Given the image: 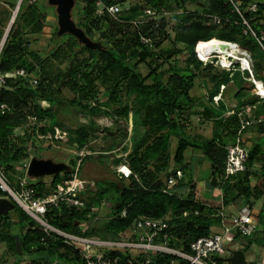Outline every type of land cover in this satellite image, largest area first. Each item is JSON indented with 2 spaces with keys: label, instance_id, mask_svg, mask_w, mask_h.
I'll use <instances>...</instances> for the list:
<instances>
[{
  "label": "trees",
  "instance_id": "trees-1",
  "mask_svg": "<svg viewBox=\"0 0 264 264\" xmlns=\"http://www.w3.org/2000/svg\"><path fill=\"white\" fill-rule=\"evenodd\" d=\"M82 1L85 3V7L83 18L78 25L84 29L86 34H89V32L97 27L99 29L107 24V22L109 26L103 32L107 40L100 42V46L98 47H90L81 42L72 41L74 45L80 46L90 52L92 56V62L90 63L86 62L84 65L76 63V56H72V53L65 51H56L54 53V58L59 59L62 57L61 63L65 60L68 62L66 70L63 71L60 69L59 75L64 79L63 84L69 86L77 94L72 103L84 105L83 101L85 100L94 101L95 105L90 108L92 112H100L102 106L116 105L115 113L127 117L132 108L130 103L124 102L121 95V88L123 82L128 81L130 88L126 99L130 95L135 94V98L132 101L135 104L136 110L132 112L136 117L138 115L140 116V119L136 121L137 126L148 128L157 134L151 140H148L145 136L143 137L144 134L141 132L139 139H135V141L133 139L134 145L132 149L128 151L129 148L126 145V151L128 152L127 160L132 171L138 175V179L134 177L121 179L120 184L115 186L116 197L114 202L115 204L117 202L121 204L116 210L113 207L112 211L113 213H117L123 207H127V216L109 219L92 230L87 231V233L98 234L104 238H117L119 237V233L130 227L138 216L162 217L169 220L173 240L177 241V245H183L188 248L191 241L212 232V226L216 222V219L220 217V215L214 216L216 215L215 212L219 211L222 206L228 204L230 201L229 194L231 192H237L235 197L246 196L247 198L250 196L257 198L264 194V190L258 186H252L250 182V176L254 172L252 170L253 163L258 160L264 162V139L263 143H257L250 148L247 170L226 176L225 163L228 144L226 145L224 143L221 133L215 130L211 138L202 140L197 137L191 139L185 134L190 127L191 113L188 111L191 110V107L197 101L195 96L190 95V89L194 86L195 79L203 72L201 71L203 64L206 66L203 69L213 67V63L206 62L209 61L208 59L197 56L194 47L198 45L201 48L204 43L213 38L239 42L242 47L249 50L251 56L253 54L256 60V66L253 67L255 68V76L263 80V82L264 48L262 49L254 39H248L241 35L242 25L236 22L238 16L232 13L231 4L228 0H200L202 5L211 6L222 17L223 25L220 28H216V25L213 24L212 26L206 25L204 23V18L206 17L199 14L188 13L178 17L181 20L190 21L186 26L179 25L174 28L176 30L175 40L186 43L187 54L185 55V60L188 64L187 67L177 68V66H172L168 70L170 71L168 78L164 80L163 77L166 71L159 70L160 66L158 64H155V66L150 64L151 71L149 75L145 76L137 70V64L133 65L129 63V57L126 52L130 51L132 53L131 56L138 55L140 61H143L146 58L161 55L163 53L162 51H167L165 50L167 47H162L154 35H152L156 30L162 31L165 29L164 19L158 29H153L151 34L145 33L148 30L146 28L143 32L138 30L131 32V34L123 32L121 36L123 38L119 39L114 35V32H122V28L119 27L125 25L124 21L126 18L106 14L103 17L97 18L94 14L96 0ZM104 1L108 2V0ZM122 1L123 3L125 2V0ZM149 1L153 2L154 7L159 4H169V0ZM258 3L259 9L257 11L256 22H253V24L257 30H264V0H259ZM142 15L139 14L140 17ZM194 15H197V19L194 18ZM1 16L2 12L0 9V41L4 36L5 26L7 25ZM47 16V11L38 0H22L14 23L0 53L1 72L12 71L23 67L38 78V83L36 84L32 82L29 76L7 78L5 84L0 89V101L6 103L11 111L7 114H0V165L13 171V173L15 171L18 172L16 170V163L24 149V145L11 140L8 136L14 125L27 121L25 114L36 116L38 120L46 119L50 123V129L51 126L54 129L55 125L60 124L54 110L59 100L53 98L50 95V89H47L50 81L52 82L57 76L56 74L54 75L51 69L45 71L47 59H43L37 52L28 49L27 43H29L30 39L18 27L21 23L22 25L25 24V26L32 25L33 27L35 26L34 31L40 32L46 26L45 21ZM152 26L154 25L152 24ZM57 31L58 27H56L55 35ZM142 34L150 35L155 39L156 50L148 48L141 42L140 38ZM66 35L69 34L67 33ZM130 35L132 36L126 38ZM73 36L71 34L69 35L71 39H74L75 36ZM113 37L117 38H115V43L109 44L108 40ZM125 38L127 40L126 44L123 43L124 45H121V41L125 40ZM67 55L68 57H66ZM27 56H33L36 59L35 62H28L26 60ZM150 62H155V59H150ZM99 63L102 64L100 65ZM41 69H44V71H41ZM223 69H225L222 70L223 74L213 72L208 74L216 84L208 94V99L211 102H213V97L217 94V90L221 84L234 81V83H239L242 86L244 82L243 79L245 76L241 70L234 69L235 74H233V70ZM150 76L152 77V81L148 83L147 78ZM98 80L102 84H105L103 92L96 88ZM102 96L106 97L107 101H101ZM236 97L238 98V103H240L238 105L239 108L246 104H251L255 108L260 100L256 92L254 94H248L245 87H239ZM43 100L50 101L51 105L47 107L43 106L41 104ZM224 111L225 104L223 102L220 108H216L208 102V106L204 107L203 112L207 118L217 117V126H222V131L226 130L228 134L230 133L234 141L240 125V119L237 113L226 114ZM258 125L264 132V101L263 121L259 122ZM216 128L218 129L219 127ZM23 133L26 134L27 132ZM175 133H180V137L178 138L177 149L173 156L174 162L179 167H182L184 163V152L188 146L202 149L211 164H213V167H211V183L214 187L223 190L222 200L216 198L207 199L192 189L187 193L178 190L177 194L174 195L162 191L167 177L171 174L169 170V148L171 135ZM22 137L19 136V138ZM182 170L184 173L186 172V170ZM68 173L69 171L67 170L63 174L59 173L54 175L51 183L52 186L66 184L68 182L66 178ZM164 175L167 177L163 179ZM9 177L11 184L14 185L13 187H16L12 182V173ZM43 179L44 177L36 178V182L32 185L44 190L46 183ZM124 180H129V184H125ZM191 182L192 180L189 177L188 182L187 180H182L179 186H189L188 183L191 184ZM107 190L109 188L106 189L105 186V188H101L95 197L90 198L87 209L84 212L89 211L92 205L99 203ZM1 195L5 194L0 191ZM195 210L198 211V214H195ZM14 211H16L19 217L18 222H21L20 231L12 232L11 227L13 222L11 221V213L7 216H0L2 231L0 241L8 242V246L16 257V264H19L25 258L29 260L57 259L58 264H65L60 261V257H68L72 249L66 248V252L59 253L57 249L62 244L53 242L50 237H46L48 246L39 245L35 249H29L26 246L28 240H35L41 237L43 233L29 227L28 230H25L27 226L33 225L34 222L17 204ZM186 212L187 214H185ZM47 217L50 223L55 226L76 233L82 232L75 224V221L84 217V214L77 208L73 209V212H70L66 207L59 210L50 209ZM24 221L26 223H23ZM253 237L254 233L248 236H237V241L241 246L240 248L244 252L253 243ZM75 256L77 255L75 254ZM75 259H78V257ZM164 262L162 258L158 261V264H165ZM248 264L257 263L255 261H249Z\"/></svg>",
  "mask_w": 264,
  "mask_h": 264
},
{
  "label": "rangeland",
  "instance_id": "rangeland-1",
  "mask_svg": "<svg viewBox=\"0 0 264 264\" xmlns=\"http://www.w3.org/2000/svg\"><path fill=\"white\" fill-rule=\"evenodd\" d=\"M18 1L19 0H17L14 4H5L2 3V0H0V9L2 12L1 17L3 18L4 22L7 23L5 26V31L9 25ZM48 1L49 0H38V2L48 13L45 21L46 26L43 27L42 31L36 32L34 31L35 26H25V24L22 25V23L18 27L21 28L24 33H26V37L30 39L29 43H27L28 49L37 52L43 59H47L45 71H49L51 69L54 72V75L56 74V76L59 77L54 78L55 80L53 79L52 82L50 81V85H47V89H50V95L53 96V98L59 100V103H57L54 110L60 124L55 125L54 129L51 126L50 129V123L46 119L38 120L36 116L25 114L27 121L24 123L22 122L21 124H16L13 128L11 127L12 129L8 134L11 140L24 145L22 155L17 160L16 164H21V162L36 156L38 158H51L54 161H64L70 165L71 169V167H74L77 161L81 159L79 165V177L81 180V187L83 189L82 195H85L84 193H87L90 188L96 186L97 191L93 195V197H95L101 188H105L106 186V189L109 188V190H107L103 196L106 195V197L109 199L114 200L116 197L115 186L120 184L121 181L117 167L123 160L122 155L128 153L126 151L127 146L129 148L128 151L132 149L135 139L137 140L140 138L141 132L144 134L143 137L145 136L148 140H151L157 134L148 128H141L137 126L136 121L137 119H140V116L138 115V117H136V115L132 112L133 110H136L135 104L132 101L135 98V94L130 95L129 98L126 99L130 88L128 81L123 82L121 88V95L124 102H127L128 104L130 103L132 108L127 117L115 113L114 110L116 109V105L111 104L109 106H102L100 112H92L90 108L95 105L94 101L85 100L83 101L84 105L72 103L77 94L69 86H65L63 84L64 79L59 75L60 69L63 71L66 70L68 62L65 60L61 63L62 57L59 59L54 58V53L56 51L72 53V56H76L75 62L81 65H84L86 62H92V56L88 50L74 45L72 42L73 40L78 43L80 42L77 37L71 35L74 37V39H71L69 37L70 34H62L59 36L55 35L56 27H58L57 11L55 6L48 4ZM123 6L124 11L122 14H118L117 17L121 16L126 18V20L124 21L125 25L119 27L122 28V32H114V35H116L117 38H123L121 37L123 32L131 34V32L137 30L143 32V30L147 28L148 30L145 33L151 34L153 29H158L159 26H152V23L150 22L140 24L141 17L139 14H143L146 8L154 7L153 2L149 0H125ZM84 7L85 3L82 0L76 1L72 13L73 19L77 22V24L83 18ZM155 7L158 8L157 14L160 16V24L162 23L163 19L165 21V29L162 31L156 30L152 35H154L162 47H167V49H165L167 51H162L163 53L161 55L152 57L155 59V62L150 63L149 61L152 59L150 57L140 61V57H138V55L131 56L132 53L130 51H127L126 54L129 57V63L133 65L137 64V70L145 76L149 75V72L151 71L150 64H152V66L158 64V66H160L159 70L166 71L163 77V79L166 80L170 72L168 70L172 66H177V68H186L188 65L187 61L185 60V55L187 54L186 43L175 40L176 30L174 28L175 26L178 27L179 25L186 26L190 23V21H186L184 19L181 20L178 17L188 13L203 15L207 18H204V23L206 25L212 26L211 18L213 15H218V13L215 12L211 6L202 5L200 0H169L168 5L159 4ZM194 18L197 19V15H194ZM108 24L109 23L107 22V24L103 26L101 25L102 27L99 29L98 27L93 29L87 35L95 43L99 44L100 42H105L107 37L103 35V32L106 31L107 27L109 26ZM216 28H220V26H216ZM131 36L132 35L126 38ZM113 38L108 40L109 44L115 43L114 41L116 37ZM126 38L125 40L121 41V45L126 44ZM196 47L197 46L194 47L195 51ZM66 57H68V55ZM26 58L28 62H35L36 60L33 56H27ZM211 59H209V61ZM218 59L219 58L213 59V67L210 69H203L206 67L203 64L201 71H203L205 74H209L210 72L223 74L222 70H225L223 68L226 67L221 63L220 59L219 61ZM252 59L253 67H255L256 60L254 56ZM99 64L101 65L102 63ZM239 66L240 65L236 63L235 65L226 69L229 71L233 70L232 73L235 74V70L238 69ZM254 69L255 68H253V71ZM41 71H44V69H41ZM232 73L231 76L233 77ZM262 74L264 75V68ZM151 81L152 77L150 76L147 78V82L150 83ZM244 87H246V85H244ZM96 88L103 92L105 89V84H102V82L98 80ZM191 92L194 94L200 93L201 89L199 88V85L195 84ZM101 101H107L106 97L102 96ZM41 104L45 107L51 105L50 101L48 100H43ZM239 104L240 103H238V105ZM244 108L247 114H255V108L251 104L244 105ZM204 130L209 136V126L206 125ZM23 132L27 133L24 134ZM19 136H23V139L19 138ZM171 146H173V144H171ZM171 146L169 148L170 153H172ZM258 165H261V163H258ZM1 167L5 170L9 180V175L12 173V182L15 184V186H17L19 176L22 174V172L16 169L19 173L17 171L13 173V171H10L6 167ZM64 172L65 171H62L60 174H63ZM190 175H193L195 180L199 178L204 182L206 181L205 187L202 188V191L205 189L208 190V188L214 189V186L209 180L210 170L201 163L200 159L197 160L196 166L192 171L187 170L185 172V179L188 180L189 177H191ZM165 177L167 176L164 175L163 179ZM53 178L54 175L44 176V179L47 181L53 180ZM35 179L36 178H33L31 180H33L35 183ZM124 183L129 184V180H124ZM191 189L192 188L190 187L187 192H189ZM177 190L184 193L186 192V190H182L181 187H177ZM211 194H213V192L210 193L209 191V195ZM109 209L112 210L111 208ZM10 215L11 221L13 222L11 227L12 232L20 231L21 222H18L19 217L16 211H11ZM105 215L106 213H104V217ZM105 221L107 220L105 219L104 222ZM23 223H26V221ZM81 227L86 229L87 226L81 224ZM254 248L257 249L256 247ZM247 257L248 259L250 258V252H247ZM60 261L65 264H79L77 260H72L68 257H60ZM0 264H16V257L8 246L7 241H0Z\"/></svg>",
  "mask_w": 264,
  "mask_h": 264
},
{
  "label": "built area",
  "instance_id": "built-area-1",
  "mask_svg": "<svg viewBox=\"0 0 264 264\" xmlns=\"http://www.w3.org/2000/svg\"><path fill=\"white\" fill-rule=\"evenodd\" d=\"M228 1L231 4L232 13L238 16L236 22L242 25L241 35L248 39H254L264 48V30H257L253 24V22H256L259 0ZM95 4L94 14L97 18L103 17L105 14L117 17L124 9L122 0H108V2L96 0ZM157 12L158 8L156 7L146 8L140 22H150L154 26H160V16ZM211 23L221 26L223 25V19L219 15H213ZM140 40L148 48L156 50L155 39L152 36L142 34ZM221 41L228 42L239 48L242 54L248 56L253 67V59L248 49L242 47L239 42ZM3 45L4 42L1 41L0 53ZM196 53L199 57L197 48ZM214 58L216 57H213L209 62L213 63ZM246 70L241 72L252 83L255 92L264 101V93L258 86L255 80L256 76L252 72L251 67H247ZM17 76H29L33 83H38V78L22 67L7 72L0 71V89L7 78ZM221 97L220 92L213 97V100L218 103ZM10 112L8 105L0 101V114L3 115ZM234 113L239 116L240 125L234 141L227 146L226 176L247 170L250 149L245 142L244 132L247 127L263 120L262 118H256L252 114H247L244 106L239 108L234 105L227 112V114ZM122 156L123 160L117 167L119 177L121 179H129L131 177L138 179V175L132 171L129 165L127 153ZM30 160H25L16 166L22 172L16 187L11 185L5 170L0 166V191L5 194L1 196L14 201L34 222L33 225L27 226L25 230H28L29 227L43 233L41 237L27 241L26 246L29 249H35L39 245L48 246L46 237H50L53 242L62 244L57 249L59 253L66 252V248L72 249L68 257L69 259L77 260L79 264H158V261L162 258L165 264H231L229 257L235 249L240 248L237 236L252 235L257 228L251 209L245 206L238 214L231 216L230 222L225 224L222 232H210L208 235L197 237L190 242L188 248L183 245H177V241L173 240L169 220L162 217L138 216L130 227L119 233L117 238H104L98 234L87 233V231L102 224L105 219L127 216V207H123L119 212L113 213V207L116 210L115 202H113V206H110L112 207L111 212H109L108 216L106 213L104 217V210L108 200L102 198L99 203L92 205L89 211L84 212L87 209L88 201L97 191V187L90 188L87 193H84L85 195H82L83 189L79 177L81 159L77 161L74 167L68 170L69 173L66 176L68 182L66 184H57L54 187L50 182H47L44 190L32 185L34 182L31 179L33 178L28 175ZM182 180L186 181L185 173L183 170L178 169L167 177L162 191L168 194H177V187H180L179 184ZM63 207L69 209L70 212H73L75 208L81 210L84 217L77 219L75 224L82 232L68 231L50 223L47 217L49 210H59ZM195 214H198L197 210H195ZM81 224L87 226L86 229L82 228ZM76 257L78 259H75ZM19 264H58V261L57 259L29 260L25 258Z\"/></svg>",
  "mask_w": 264,
  "mask_h": 264
},
{
  "label": "crops",
  "instance_id": "crops-1",
  "mask_svg": "<svg viewBox=\"0 0 264 264\" xmlns=\"http://www.w3.org/2000/svg\"><path fill=\"white\" fill-rule=\"evenodd\" d=\"M16 1L17 0H2V3L14 4L16 3ZM243 80L244 82L242 86L239 83H236V82L234 83V81L221 84L219 86V89L217 90V94L221 92V95H222L221 99L218 101V103L214 100L213 102H211L208 99V94L211 91V89L215 87L216 84L214 81L211 80L210 75H208V73L205 74L202 72L201 75L195 79V83H194V86L195 84L199 85L201 92L196 93V94L192 93L191 91L193 90L194 86L190 89V95L195 96L197 98V101L193 104V106L191 107V110L188 111L191 113L190 114L191 115L190 127L187 129L185 134L191 139L192 138L194 139V137H197L202 140L206 138H211L215 130H217L218 133H221L222 139L224 143H226V145L227 144L229 145V143H232L233 141L232 135L230 133L228 134L226 130L222 131L223 130L222 126H217L216 124L217 117L207 118V116L206 117L204 116L203 111H204V107L208 106V102L210 105L216 108H220L221 103L223 102L225 104L224 112L227 114V112L230 109H232L234 105L238 106V98L236 97V93L239 87H244V85H246L245 90L247 91L248 94H254L255 90H254L252 83L248 81L245 77ZM259 98L260 100L256 104L257 108L255 107V114H253V116H255L256 118L263 119V101L260 96ZM258 124L259 123H255L247 127L244 132V139H245L246 144L249 146V149L253 147L254 145H256L257 143L263 142L264 132L260 129ZM206 125L209 126L210 128L209 136L207 133H205V130H204ZM216 127H219V128L217 129ZM179 137H180V133H177V134L175 133L171 135L170 146L171 144H173V146H171L172 153L169 152L170 172H172V170L176 168L177 170L184 169L186 171L187 170L192 171L193 168L196 166L197 160L200 159L201 163L204 164L205 167L209 168L210 170L209 180L211 181V172H212L211 167H213V164H211L209 158L205 155L202 149L197 148V147L188 146L184 152V163L182 167H179L174 162L173 156L177 149V142H178ZM258 163H261V165H258ZM252 170L254 172L250 176L251 185L258 186L259 188L264 190L263 161L262 162L261 160L255 161L252 165ZM190 176L192 180L191 184L188 183L189 186L187 185L181 186L182 190H186L187 192V190L191 187L193 191L200 193L202 197H205L207 199L216 198V199L222 200L223 190L221 188L214 187V189L208 188V190L205 189L204 191H202V188L205 187L206 181L204 182L203 180L199 178L195 180L194 179L195 177H193V175H190ZM43 181L45 183L47 182L52 183L53 180L47 181L46 179H43ZM209 191L210 193L213 192V194L209 195ZM236 194H237L236 191L231 192L229 194L230 201L228 202V204L222 206V208L219 211L215 212L216 215L214 216L220 215V217L216 219V222L212 226L211 230L212 232H222L224 230L225 224L230 222L231 216L238 214L242 210L243 207L245 206L249 207L251 209L254 220L257 224V228H256V231L254 232L253 243L251 244L249 249L245 252L246 259H247V262L255 261L257 264H262L264 263V242H263L264 241V194L257 198L254 196H250L248 198L246 196L235 197ZM103 198L108 200V203L106 205L105 212H104V213H107V216H108L109 212H111L109 208L112 209V207L110 206L111 205L113 206L114 204L113 202L115 200L109 199L108 197H106V195ZM254 247H256L257 249H255ZM247 252H250L249 259L247 257Z\"/></svg>",
  "mask_w": 264,
  "mask_h": 264
},
{
  "label": "water",
  "instance_id": "water-1",
  "mask_svg": "<svg viewBox=\"0 0 264 264\" xmlns=\"http://www.w3.org/2000/svg\"><path fill=\"white\" fill-rule=\"evenodd\" d=\"M77 0H49V4L56 7L57 19H58V31L57 36L62 34H71L79 39V41L90 47L100 46L98 43L89 38L83 28H81L77 22L73 19V8ZM22 0L18 1L15 8L19 10ZM14 10V11H15ZM17 10V11H18ZM14 14V12H13ZM13 14L9 25L4 33L2 42H5L7 35L14 23ZM228 43V42H226ZM70 169V165L64 161H54L51 158H38L36 156L32 157L30 160V166L28 168V175L31 178H41L46 175H56L62 171H67ZM177 168L172 170L171 173H175ZM120 202L115 204V209H118ZM16 208V203L7 197L0 196V216H7ZM1 225H0V236H1ZM19 246V244H18ZM231 264H248L246 259V254L242 249H235L232 255L229 257Z\"/></svg>",
  "mask_w": 264,
  "mask_h": 264
},
{
  "label": "bare ground",
  "instance_id": "bare-ground-1",
  "mask_svg": "<svg viewBox=\"0 0 264 264\" xmlns=\"http://www.w3.org/2000/svg\"><path fill=\"white\" fill-rule=\"evenodd\" d=\"M17 10L18 9H16L14 11L13 20H15V17H16L17 12H18ZM199 48H200V46L198 47L197 51H198V54H199L200 58L203 57V58L208 59V60L213 58V57L219 58L221 63L225 67H229V66H231L234 63H238L240 65L239 69L241 71H244V72L247 71L246 70L247 67L250 66L252 72L254 73L253 67L250 64L248 56H246L245 54H242L240 49L237 48L233 44L223 42L219 38H213V39L207 41L206 43H204L201 46L200 50H199ZM255 80H256L258 86L261 88L262 92L264 93L263 80L258 79V78H256Z\"/></svg>",
  "mask_w": 264,
  "mask_h": 264
},
{
  "label": "clouds",
  "instance_id": "clouds-1",
  "mask_svg": "<svg viewBox=\"0 0 264 264\" xmlns=\"http://www.w3.org/2000/svg\"><path fill=\"white\" fill-rule=\"evenodd\" d=\"M198 46V45H197ZM197 48V47H196ZM264 83V82H263Z\"/></svg>",
  "mask_w": 264,
  "mask_h": 264
}]
</instances>
